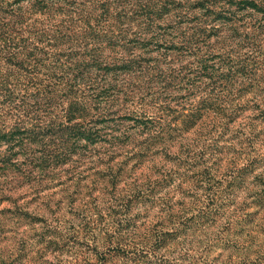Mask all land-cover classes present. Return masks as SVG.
<instances>
[{
    "label": "clouds",
    "instance_id": "1",
    "mask_svg": "<svg viewBox=\"0 0 264 264\" xmlns=\"http://www.w3.org/2000/svg\"><path fill=\"white\" fill-rule=\"evenodd\" d=\"M157 3L15 6L20 31L0 36V264L264 256V0ZM56 42L63 58L40 65L24 51Z\"/></svg>",
    "mask_w": 264,
    "mask_h": 264
},
{
    "label": "trees",
    "instance_id": "2",
    "mask_svg": "<svg viewBox=\"0 0 264 264\" xmlns=\"http://www.w3.org/2000/svg\"><path fill=\"white\" fill-rule=\"evenodd\" d=\"M175 3V0H158L157 7H159L162 4L165 3ZM16 5H19V12L23 11V0H0V36L5 38H11L15 33L19 32L20 29L15 27V25L18 23L17 16H18V10L15 7ZM155 10V9H152ZM20 20H23L24 17L21 15L19 16ZM75 19V18H73ZM89 25L91 26V22L89 21ZM75 25L72 26L65 25V31L63 32L64 36L71 37L74 32ZM15 42V40H13ZM177 45H173V47H176ZM55 49V51L45 50V49H32V51L29 53L28 48H25V53L28 54V59L35 62L37 65L44 63V58L50 56V55H56L63 58L64 52L63 47L59 45L58 42L56 43H50L49 49ZM212 55V53H210ZM207 71V69L205 70ZM46 87L50 88V85H46ZM63 126V125H61Z\"/></svg>",
    "mask_w": 264,
    "mask_h": 264
},
{
    "label": "rangeland",
    "instance_id": "3",
    "mask_svg": "<svg viewBox=\"0 0 264 264\" xmlns=\"http://www.w3.org/2000/svg\"><path fill=\"white\" fill-rule=\"evenodd\" d=\"M7 1H9V0H7ZM224 35H226V33ZM256 47L259 48L260 45H256ZM249 51H251V50H249ZM211 53L214 56L215 55H223L222 53H217L214 49ZM227 59L233 63L235 62V60L231 56H228ZM244 65H246V69H245L246 71L252 70L255 72L256 75L260 74V64L258 62L249 63L248 61H244ZM244 65H242V66H244ZM216 71H217L216 68L213 66V73H215ZM221 79H223L222 76H221ZM186 114H187L186 109H185V113L183 115H180L179 113H177V115H180V118L175 120L176 125H179L181 123V121L184 120ZM216 151L219 152V151H222V149L219 146H217ZM121 171H123V170H121ZM245 171H247V169H241L239 176H236L233 179L226 181V183H228L229 186L231 187V185L235 184L238 180L243 178V173ZM206 178L209 180V183L211 184V181L213 180L211 173H208ZM219 183H220V181L217 180L216 184H219ZM213 187H215V185H212V187L209 188V191H212ZM222 207H223L222 205H218L217 201L213 200V201H211L209 206H207L206 208H202L201 212H202L203 216H206L208 219H211L213 217V215H216L217 217L220 215ZM25 215H28V214L25 213ZM257 215L258 214H256V213L251 214L249 216V220L251 222H255V217ZM30 218L35 222H39L41 220V217L39 215L31 216ZM166 236H167V238L164 240L163 244L160 245L159 247L164 248V247H167L169 243H171V234H166ZM50 246L55 247V248L60 247L59 245H55V244L50 245ZM262 262H264V256L258 257V260L253 262V264H262ZM165 264H169V262L166 260Z\"/></svg>",
    "mask_w": 264,
    "mask_h": 264
}]
</instances>
